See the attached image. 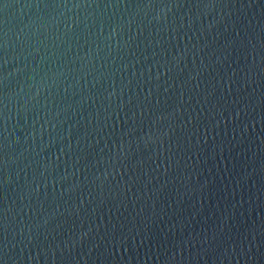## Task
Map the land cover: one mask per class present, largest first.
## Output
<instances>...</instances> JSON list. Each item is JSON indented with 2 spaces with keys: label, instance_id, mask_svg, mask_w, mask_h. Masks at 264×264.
Returning a JSON list of instances; mask_svg holds the SVG:
<instances>
[{
  "label": "water",
  "instance_id": "obj_1",
  "mask_svg": "<svg viewBox=\"0 0 264 264\" xmlns=\"http://www.w3.org/2000/svg\"><path fill=\"white\" fill-rule=\"evenodd\" d=\"M0 264H264V0H0Z\"/></svg>",
  "mask_w": 264,
  "mask_h": 264
}]
</instances>
